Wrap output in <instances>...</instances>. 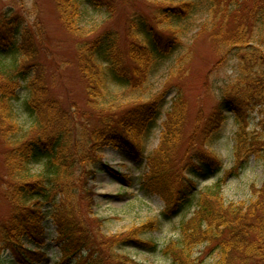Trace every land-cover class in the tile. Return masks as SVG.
<instances>
[{
    "label": "trees",
    "instance_id": "1",
    "mask_svg": "<svg viewBox=\"0 0 264 264\" xmlns=\"http://www.w3.org/2000/svg\"><path fill=\"white\" fill-rule=\"evenodd\" d=\"M80 1L56 3L65 28L77 39L78 70L85 83L87 103L102 107L97 115L86 119V114L72 112L53 95L47 67L40 61L39 42L31 29L24 27L21 17L0 16V158L4 160L0 185L14 205L12 219L0 236V264H14L15 259L35 264L37 254L23 248L26 243L44 244L49 222L57 227L62 260L78 264L83 249L73 251L69 243L79 234L76 221L80 214L72 212L73 203L92 197L84 174L86 167L116 135L128 134L132 141L148 136L161 114L159 100L163 94L134 110L129 105H115L118 97L111 94L123 89L143 95L159 65H166L180 50L176 35H164V30L191 15L206 17L203 29L218 57L215 72L231 62H237V67L234 78L213 87L217 105L199 125L193 146L181 164V174L198 173L200 167H206L203 163L208 168L203 149L222 126L226 109H231L237 125L232 148L237 166L243 169L252 158L264 163V0H189L181 6L158 7L153 14L154 27L135 12L138 18L130 20L127 32L133 41L126 50L118 30L91 36L83 33L74 21L81 11ZM88 1L96 8H118L115 0ZM51 80L56 81L54 74ZM184 98L179 91L167 115L170 129L167 125L161 148L184 125ZM22 99L29 113L23 125L15 119V107ZM108 105L114 109L110 115H106ZM257 107L262 119L259 128L252 129L250 111ZM170 164L163 163V167ZM37 166L40 169L34 173ZM150 167L144 179L147 192L162 195L172 213H178L187 202L186 180L154 170V157H150ZM221 189L219 184L210 190V199L199 202L193 217L182 223L179 237L161 250L172 264H204L201 256L194 255L201 246L211 256L218 253L215 264H264V180L249 204H227Z\"/></svg>",
    "mask_w": 264,
    "mask_h": 264
},
{
    "label": "rangeland",
    "instance_id": "2",
    "mask_svg": "<svg viewBox=\"0 0 264 264\" xmlns=\"http://www.w3.org/2000/svg\"><path fill=\"white\" fill-rule=\"evenodd\" d=\"M81 1L80 14L76 15L74 21L83 33L91 36L109 29L118 30L124 50L128 49L130 42L133 41L127 32L130 20L138 18L134 15L135 12L145 16L154 27L153 14L158 7H176L189 2V0H115L118 8L113 10L96 8L88 0ZM8 14L21 17L19 19L24 22V27L28 26L35 34L34 38L38 40L40 49L45 50L41 51L40 61L47 67L53 95L63 100L72 112L78 115L86 114L85 119L90 115H97L102 107L94 108L87 103L85 83L78 70L75 49L77 39L67 31L60 19L56 0H0V16ZM205 19V15H191L169 30H164L166 31L164 35H176L180 42V50L165 62L166 65L163 66V62L159 65L143 95L140 93L132 95L123 89H114L118 92L111 94V97H118L115 105L120 103L129 105L133 110L139 104L148 103L152 98L163 94L160 102L161 116L156 122V127L146 138L138 137L133 141L140 148L144 159H140L138 155L133 156L106 147L96 154L95 160L92 159L90 165L86 167L84 174L87 176L86 182L91 188L92 197L88 199L86 196L87 200L83 198V201L73 203L72 212L80 214L76 221V230L80 236L76 235L69 243L73 251L83 249L86 252L85 255H81L79 264H172L161 250L179 237L181 224L192 217L195 206L168 219L163 213L165 206L163 197L147 195L142 189L141 180L149 172L147 159L150 156L154 157V170L157 172L163 173L165 170L169 172L167 176L173 174L185 177L186 174H181L180 167L186 159V152L193 146L192 142L199 125L205 123V117L210 116L217 105L213 87L235 77L237 62H231L220 72H215L218 57L203 29ZM160 27L156 25V28ZM52 74L56 77L55 82L51 80ZM179 91L183 92L186 101L184 108L186 120L175 136L169 135L172 141L164 143V148H161L167 131L166 126L168 125V130L170 129V119L167 115L174 107ZM23 101L24 99L18 102V109L15 107V111L17 110L15 119L22 125L23 120L29 119ZM75 106L79 109L76 110ZM105 110L106 115H110L114 109L108 105ZM259 110L260 107H257L250 111L252 129L259 128L258 124L262 119ZM29 128L26 126V129ZM91 129L92 127L89 130ZM236 130L234 117H227L214 139L208 140L211 141V145H206L203 149L219 163L217 168L220 172L212 173L197 182L196 190H199L198 193L201 192L199 197L201 202L210 199V187L219 179L224 180L221 195L227 204L230 202L249 204L254 199V190L262 186L264 180L262 161L252 158L243 169H238L235 164L232 147ZM170 132L168 131V134ZM2 145L0 139L1 152ZM165 151H169L168 155H165ZM3 162V158H0L2 170ZM166 162H170V166L163 167V163ZM4 192L3 185H0V236L14 214V205L4 196ZM46 231L48 234L45 246L38 249L39 247L26 243L25 248L41 253L38 264H69L60 261L55 227L48 223ZM78 238H81L79 243ZM144 244H155L160 247L155 249ZM210 253L201 246L195 250L194 255L201 256L204 264H215L219 259L218 253L212 256ZM14 264L20 263L14 261Z\"/></svg>",
    "mask_w": 264,
    "mask_h": 264
}]
</instances>
